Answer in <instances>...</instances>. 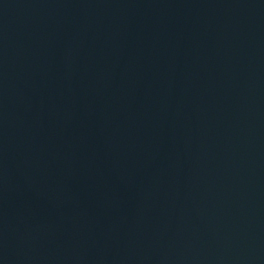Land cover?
I'll use <instances>...</instances> for the list:
<instances>
[{
  "label": "water",
  "instance_id": "95a60500",
  "mask_svg": "<svg viewBox=\"0 0 264 264\" xmlns=\"http://www.w3.org/2000/svg\"><path fill=\"white\" fill-rule=\"evenodd\" d=\"M0 264H264V0H0Z\"/></svg>",
  "mask_w": 264,
  "mask_h": 264
}]
</instances>
